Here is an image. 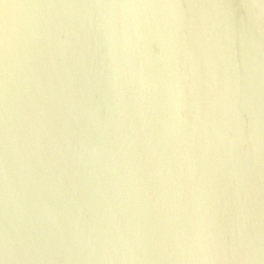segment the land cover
Returning <instances> with one entry per match:
<instances>
[{
	"label": "water",
	"instance_id": "1",
	"mask_svg": "<svg viewBox=\"0 0 264 264\" xmlns=\"http://www.w3.org/2000/svg\"><path fill=\"white\" fill-rule=\"evenodd\" d=\"M0 264H264V0H0Z\"/></svg>",
	"mask_w": 264,
	"mask_h": 264
}]
</instances>
